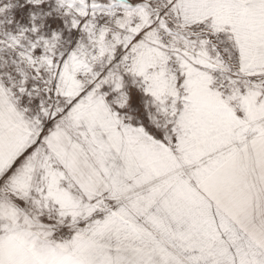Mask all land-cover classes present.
I'll use <instances>...</instances> for the list:
<instances>
[{
  "label": "snow or ice",
  "instance_id": "obj_1",
  "mask_svg": "<svg viewBox=\"0 0 264 264\" xmlns=\"http://www.w3.org/2000/svg\"><path fill=\"white\" fill-rule=\"evenodd\" d=\"M0 264H264V0H0Z\"/></svg>",
  "mask_w": 264,
  "mask_h": 264
}]
</instances>
